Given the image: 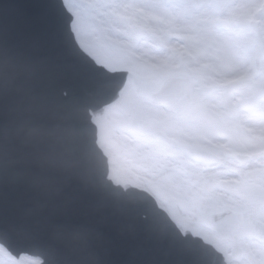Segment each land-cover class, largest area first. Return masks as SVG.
Listing matches in <instances>:
<instances>
[{
  "label": "snow or ice",
  "instance_id": "6c2138e0",
  "mask_svg": "<svg viewBox=\"0 0 264 264\" xmlns=\"http://www.w3.org/2000/svg\"><path fill=\"white\" fill-rule=\"evenodd\" d=\"M61 2L71 44L124 77L106 123L139 161L156 200L144 219L168 239L171 264L192 241L202 249L193 264H264V0ZM236 28L256 36L242 41ZM145 33L163 54L139 47Z\"/></svg>",
  "mask_w": 264,
  "mask_h": 264
},
{
  "label": "water",
  "instance_id": "95a60500",
  "mask_svg": "<svg viewBox=\"0 0 264 264\" xmlns=\"http://www.w3.org/2000/svg\"><path fill=\"white\" fill-rule=\"evenodd\" d=\"M123 87L124 77L71 44L61 0H0V243L16 257L167 264L168 239L144 219L151 200L114 188L103 165L94 171L88 123L102 120ZM51 122L55 156L42 167Z\"/></svg>",
  "mask_w": 264,
  "mask_h": 264
},
{
  "label": "rangeland",
  "instance_id": "374dc122",
  "mask_svg": "<svg viewBox=\"0 0 264 264\" xmlns=\"http://www.w3.org/2000/svg\"><path fill=\"white\" fill-rule=\"evenodd\" d=\"M97 15L99 16L100 20L105 21V22H108L109 20L112 19L111 15L108 13V9H106V8L103 9V14L98 13ZM148 23L151 26L156 27V28L165 27L164 23L161 20H149ZM222 31L226 35H232L233 34V29H231V28H224V29H222ZM235 31L238 32V38L242 41H251L256 36V33L252 29H249L246 31H240L238 28H236ZM172 41L174 43H177V44L182 43V41H180L179 39H177L175 37L172 38ZM139 47L142 48L143 50L149 52L150 54H153V55H159V54H163L165 52V49L159 46L158 41H156L151 35H149L147 33H145L142 36L141 40L139 41ZM257 50H258V44H250V46L247 50V53H246L247 59H246L245 63H251L252 62V56ZM256 64H257V68L255 71H256L257 75H255L253 77V81H251V84L249 85L253 89H255L257 87V85L254 83V81L259 78L258 77V71H259L258 64H259V62L257 61ZM238 96H239L238 92H233L231 99L233 101H235L238 98ZM111 112H108V115ZM249 115L250 114L248 112L241 110V112L237 118L243 122L245 120V117H248ZM247 122L250 123L251 121L249 120ZM101 129H102V140L106 146L108 145V147H110V151L112 152V155L115 158L118 157V155H119V157L121 158L120 161H123V162H125L126 158H128L130 161L132 160V162H134V163H136L138 161L135 157V154L131 150L124 149L121 146L122 141L118 137V135H112V133L109 129V126L106 123V120H105L104 124L101 125ZM113 144H115L116 146H113ZM120 150H123V152L122 153L119 152ZM114 175L118 177V178H116V180H118V181L120 178H124V176L121 175V173L118 172L117 170H114ZM39 262H40V260L35 259V258H30L28 256H21L19 259L16 260L15 258L8 255L7 251L0 246V264H39Z\"/></svg>",
  "mask_w": 264,
  "mask_h": 264
},
{
  "label": "flooded vegetation",
  "instance_id": "af4514ba",
  "mask_svg": "<svg viewBox=\"0 0 264 264\" xmlns=\"http://www.w3.org/2000/svg\"><path fill=\"white\" fill-rule=\"evenodd\" d=\"M112 110L113 109H109L108 112H111ZM102 124H104V123L98 124V133H96V134L98 137V144L102 148L103 152L105 153V155L108 158V161H109L108 165L110 168V175L109 176L111 177V179L119 185L120 184H122V185L129 184L133 187L144 190L155 198L152 190L144 182H142L141 180H139L137 178V176L140 173V169L138 167L139 161L134 163V162H132V160L130 161L128 158H126L125 162H123V161H120L121 158L119 157L118 154H117L118 157H116V158L112 155V152L110 151V147H108V145L106 146L102 140V129H101ZM113 146H116V145L113 144ZM119 152L122 153L123 150H120ZM219 167H220V169L223 168L222 165ZM114 170H117L118 172H120L121 175L124 176V178L119 177L120 178L119 181L116 180V178H118V177L114 175ZM200 250L202 251V249H200Z\"/></svg>",
  "mask_w": 264,
  "mask_h": 264
}]
</instances>
